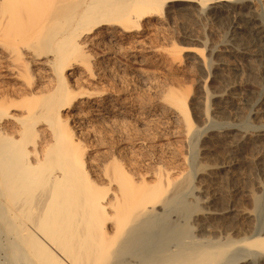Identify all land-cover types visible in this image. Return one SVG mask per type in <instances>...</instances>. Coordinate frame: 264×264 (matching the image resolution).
Segmentation results:
<instances>
[{
	"label": "rangeland",
	"instance_id": "374dc122",
	"mask_svg": "<svg viewBox=\"0 0 264 264\" xmlns=\"http://www.w3.org/2000/svg\"><path fill=\"white\" fill-rule=\"evenodd\" d=\"M47 4L48 0H0V107L4 108L0 114V128L16 141L21 137L22 123L18 119L25 117L29 110L43 111L46 109L44 97L56 94L52 101L55 115L49 117L43 113V117L41 114L36 117L39 121L34 123L36 119L33 120L29 144L26 135L24 141L20 138L19 142L27 143L24 148L31 155H28L29 162H33L31 165L37 166L40 160L42 166L39 163L37 168L45 173L52 171L54 175V172L60 174L67 165L84 162L86 174L78 188L89 195L94 203L88 200L90 206L93 204V209L89 210L93 213L96 210V215L99 214L97 210L111 212V201L124 188L152 186L158 182L168 186L170 181L183 180L184 175L190 173L194 175L191 188L188 187L192 192L187 189L190 194H184L188 195L185 205L189 211L201 209L200 206L206 205L205 200L215 194L219 206L234 205L240 210L252 211L249 219L241 221V228L261 229L264 225V136L259 135L264 133L261 131L264 116L253 111L264 105V79L261 76L264 65L261 57L246 59L235 49L226 47L233 22L227 17L214 19L212 14L199 16V3L173 2L170 3L168 21L145 17L138 31L117 27L111 34L109 26L104 25L92 33L77 36L79 46L73 49L70 45L63 51L62 44V47L59 45L61 50L57 48L58 35L53 37L60 24L52 27L54 22H49L51 13ZM258 4L252 15L259 16V22L261 19L263 22L260 23L264 24V5ZM240 34L246 39L248 32L240 31ZM211 45L224 52L220 56L211 55ZM201 56L210 66L200 63ZM60 59L61 63L65 61L61 67ZM59 86L62 87L54 92ZM206 86L210 93L208 100L204 99L203 88ZM228 86H231L230 91ZM223 90L228 93V98L234 91L239 102L250 100L246 104L235 102L231 105L226 102L228 98L213 97V93ZM170 94H181L187 102L194 129H197L192 135L186 136V127L175 114ZM203 99L208 102L204 103L208 120L202 112ZM221 125L247 130L253 138L244 146L234 148L229 144V138L218 137L220 133L216 131L222 129ZM55 135L61 137V140L56 139L60 142L55 140ZM53 141L59 145H55L52 160L44 158L49 161L48 165L51 164L48 166L41 156L45 157L44 151ZM61 160L65 166H61ZM225 162L230 165L227 170L220 167ZM208 164L214 166L212 178L203 175ZM118 168L127 178L118 177ZM204 186H207L206 193ZM257 197L263 198L258 208ZM9 203L0 194V207L6 205L11 209ZM12 211L9 213L13 215ZM106 221L105 227L109 226L110 232L105 231L107 234L104 235L108 236L112 225L110 219ZM235 227L228 224L231 231H235ZM231 234L237 237L236 233ZM10 239L0 229V264H10ZM239 250L236 246L232 249V264L252 260V256H247L244 251L241 255Z\"/></svg>",
	"mask_w": 264,
	"mask_h": 264
},
{
	"label": "bare ground",
	"instance_id": "6f19581e",
	"mask_svg": "<svg viewBox=\"0 0 264 264\" xmlns=\"http://www.w3.org/2000/svg\"><path fill=\"white\" fill-rule=\"evenodd\" d=\"M173 2L191 5L199 3L200 8L197 10L199 16L205 13L208 15L212 14L214 19L218 20L227 17L233 22V31L230 34L229 42H226V47L235 49L241 57L246 59L256 56L261 57L262 65H264V24L260 23L263 22L261 19L259 22V16L252 15V12L256 10V5L258 3L264 5V0H48L47 9L51 13L49 22H54L52 27L56 28L58 22L60 24V26H58L59 24L57 25L59 27L58 33L56 32L57 34L53 37L56 38V35H58L57 48L61 50L63 46V50L70 45L75 49V47L79 46L76 40L77 36H81L84 32L92 33L104 25L109 26L111 29L109 34H111L117 27L125 31H138L142 25L141 21L145 17H159L168 21L171 12L169 10L170 3ZM9 12L11 11L9 10ZM15 12L13 15H15ZM35 21L33 20V22ZM51 30L50 32H52ZM240 31L248 32L246 39L243 38L244 35L242 37ZM97 40H99L98 37ZM209 47L211 55L220 56L223 51L218 46L211 45ZM226 47L225 50L228 49ZM204 59L199 60L200 63L210 66ZM50 60L48 61L50 62ZM62 60L64 61V59ZM59 63L60 66H57L61 67L63 65L61 59ZM261 76L264 79V74H261ZM58 81H60L59 78ZM231 81L230 84L232 86L233 82L231 83ZM231 86L226 88L230 91ZM61 87H55L54 92H57ZM203 90L206 94L204 99L208 100L210 93L207 91V86ZM52 94L44 97L46 109L43 111L45 112L36 113L34 111V113L29 110L25 117L18 119L20 124L22 123L19 128L20 138L23 141L27 138L28 144L32 137L29 135V138L28 134L34 128L33 120L36 119L34 123L39 121L36 117L40 116V114L41 117L43 115L48 116V114L51 117L50 115L54 114L52 110L55 104L52 105L54 103L52 101L55 100L56 94ZM62 95L65 94L62 93ZM180 95L170 94L169 99L174 107L172 108L175 114L178 115L180 122L186 127L187 136L195 133L194 131L197 129H194L193 118L187 102ZM213 97L225 100L228 98V93L226 94L224 90L223 92L219 91L216 94L213 93ZM206 100L203 102L204 109H201L204 117H206L205 119L208 120L209 113L204 105V103H208ZM249 100L250 98L245 103L239 102L237 93L233 91L229 94L226 102L231 105L235 104V102L246 104ZM2 109L0 107V111ZM254 110V114H258L261 117L264 116V105ZM3 112L5 111L3 110ZM0 114H2V111ZM58 115L61 118L60 114ZM229 126L225 128L222 126V129H216V132L220 133L218 137L229 138V141L231 140L229 144L232 147L244 146L252 140L253 137L247 130L244 131L238 127ZM261 131H264V126ZM5 134V129L0 128V194L2 198L11 203L9 205L14 212L12 211L13 215L12 213L10 214V207H7L8 210L10 209L8 211L5 207L6 205L3 206L1 204L0 229L11 237L8 245L10 264H232L234 258L232 249H235V246L239 247L241 255L244 251L247 256L253 257L252 260L243 261V264H264V225L263 227L261 226V229L252 227L255 230H250V228L247 230L244 227H240L241 221L247 217L249 219L252 211L240 210L234 205L219 206L216 203L215 194L205 200L206 205L204 207L200 206L199 208L201 209L189 211L190 209L186 208L187 204L185 205V203L188 201H186L188 198L186 196L188 195L184 194H190L188 191H191L189 188H191L190 183L193 174L186 173L183 180L170 181L168 186L158 182L152 186L133 185L129 188H124L121 193L113 198L115 200L111 201L110 205L113 210L111 212L108 211L109 214L104 213L103 210L102 212L97 210L99 214L96 215L94 214L96 210L94 213L92 212L94 203L89 195L82 192L81 189L79 191L78 188L79 181L83 180L86 174L84 162L67 165L60 174L59 172H57L58 174L54 172L53 175L52 171V173L49 171L46 173L45 171L42 172L41 169L37 168L41 164L40 160L37 166L31 165L33 162H29L28 155L30 154L27 152L28 149L26 151L24 148V143L26 142H19L20 138L17 139L18 141H13L14 139ZM58 136L56 137L55 135V140H61V137L59 136V138ZM259 136H264V133ZM58 142L53 141L52 144L50 142L47 150H43L45 157H41L43 159L49 157L51 158L49 160H52L53 152L55 154L56 151L55 145L58 147ZM57 154L59 153L57 152ZM56 158L58 160V157ZM57 160L55 162H58ZM61 161L63 163L61 166H65L63 160ZM54 164L56 165V163ZM224 164L227 165L225 162L220 167L227 170L229 164L227 166ZM213 169V165L207 166L203 170V175H206V178H212L214 175ZM54 171H57V168ZM125 174L121 168L117 169L119 178H127ZM206 187L205 189L203 188L205 193ZM186 191L187 193H185ZM191 197L193 196L191 195ZM198 198L196 197V199ZM88 200L93 203L92 206H90L91 204L89 205L91 202ZM261 200L258 197L256 198L257 208L261 205ZM90 208L92 209L89 210ZM38 210L40 211L38 212ZM107 219L108 221L109 219L111 220V234L107 230L109 226H107L108 228L105 227L106 223H108ZM228 224L236 226L233 229L235 231H231L228 228ZM104 227L106 230H104ZM102 228L103 231L100 230ZM105 231H109L108 236L104 235V233L107 234ZM231 233H236L237 237H234ZM104 238L107 240H104Z\"/></svg>",
	"mask_w": 264,
	"mask_h": 264
}]
</instances>
